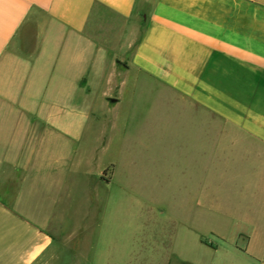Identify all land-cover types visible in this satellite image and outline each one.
<instances>
[{
	"label": "crops",
	"instance_id": "obj_1",
	"mask_svg": "<svg viewBox=\"0 0 264 264\" xmlns=\"http://www.w3.org/2000/svg\"><path fill=\"white\" fill-rule=\"evenodd\" d=\"M139 13L140 37L126 45L125 63L108 59L105 46ZM242 67L261 73L264 106V0H0V264L82 258L75 235H62L77 201L81 113L89 128L124 132L153 122L156 109L140 99L162 93L204 143L207 130L221 129L207 125L206 113L222 115L226 102L230 125L258 137L212 139L261 145L264 156V116L253 112L254 90L245 91L244 103L238 85L257 82ZM114 167L98 173L103 185L115 183ZM259 191L260 218L249 221L250 232L237 230L227 240L210 231L226 249L197 232L198 246L231 256L227 264H264V180ZM176 241L170 235L159 246L146 238L140 248L148 259L162 251L164 264H200Z\"/></svg>",
	"mask_w": 264,
	"mask_h": 264
},
{
	"label": "rangeland",
	"instance_id": "obj_2",
	"mask_svg": "<svg viewBox=\"0 0 264 264\" xmlns=\"http://www.w3.org/2000/svg\"><path fill=\"white\" fill-rule=\"evenodd\" d=\"M139 15L126 22L125 33L117 36L113 46H105L108 59L125 63L130 53L126 45L140 37L143 17ZM241 70L257 83L238 81L244 91L240 99L245 103V91L254 90L250 99L253 112L264 116L261 73L244 67ZM222 86L229 87L228 81ZM142 89L146 87L142 85ZM223 91L228 97L230 91ZM140 100L150 101L156 109L153 122L143 119L135 129L124 132L105 129L101 124L89 128L90 122L85 123L89 115L79 114V174L72 190L77 201L62 235H75L72 244L82 258H56L52 264L69 260L75 264H164L162 251L148 259L140 244L152 238L157 245H166L170 235L177 238L175 246L186 258L200 264H227L231 256L222 252L214 255L199 247L196 233L226 249L228 243L218 241L210 231L230 240L237 230L250 232L253 227L249 221L260 218L263 147L212 139L214 133L223 139L258 137L230 125L226 102L222 115L206 113L207 125H221V129L207 130L203 143L202 136L184 127L187 119L180 105L167 95H143ZM104 135L108 136L105 141ZM183 137L190 141H179ZM109 163L115 166V183L128 182L135 193L99 181L98 173Z\"/></svg>",
	"mask_w": 264,
	"mask_h": 264
}]
</instances>
